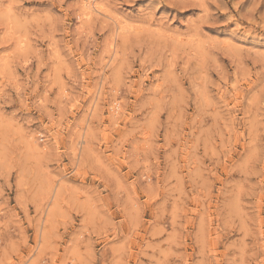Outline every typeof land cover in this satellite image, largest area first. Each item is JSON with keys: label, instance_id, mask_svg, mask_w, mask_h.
Returning <instances> with one entry per match:
<instances>
[{"label": "rangeland", "instance_id": "rangeland-1", "mask_svg": "<svg viewBox=\"0 0 264 264\" xmlns=\"http://www.w3.org/2000/svg\"><path fill=\"white\" fill-rule=\"evenodd\" d=\"M92 2L0 0V264H264V0Z\"/></svg>", "mask_w": 264, "mask_h": 264}, {"label": "bare ground", "instance_id": "bare-ground-1", "mask_svg": "<svg viewBox=\"0 0 264 264\" xmlns=\"http://www.w3.org/2000/svg\"><path fill=\"white\" fill-rule=\"evenodd\" d=\"M85 2H86V1H85ZM85 4H87V3H85ZM87 6H88V8L91 9V10H97V11H102V10H103V9L101 10V6H102V5H100V4L97 5L96 2L94 3V2H92V0H88V4H87Z\"/></svg>", "mask_w": 264, "mask_h": 264}]
</instances>
